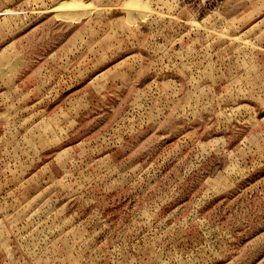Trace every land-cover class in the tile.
<instances>
[{
    "label": "rangeland",
    "instance_id": "rangeland-1",
    "mask_svg": "<svg viewBox=\"0 0 264 264\" xmlns=\"http://www.w3.org/2000/svg\"><path fill=\"white\" fill-rule=\"evenodd\" d=\"M0 264H264V0H0Z\"/></svg>",
    "mask_w": 264,
    "mask_h": 264
}]
</instances>
